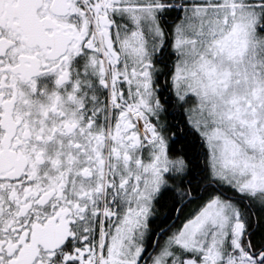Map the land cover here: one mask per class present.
Returning a JSON list of instances; mask_svg holds the SVG:
<instances>
[{
  "label": "snow or ice",
  "instance_id": "1",
  "mask_svg": "<svg viewBox=\"0 0 264 264\" xmlns=\"http://www.w3.org/2000/svg\"><path fill=\"white\" fill-rule=\"evenodd\" d=\"M0 264H264V0H0Z\"/></svg>",
  "mask_w": 264,
  "mask_h": 264
}]
</instances>
